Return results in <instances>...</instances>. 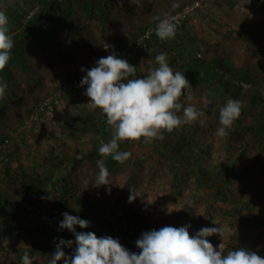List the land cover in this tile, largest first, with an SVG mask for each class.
Returning a JSON list of instances; mask_svg holds the SVG:
<instances>
[{
	"label": "rangeland",
	"instance_id": "rangeland-1",
	"mask_svg": "<svg viewBox=\"0 0 264 264\" xmlns=\"http://www.w3.org/2000/svg\"><path fill=\"white\" fill-rule=\"evenodd\" d=\"M189 1L63 0L60 23L45 34L40 20L25 32L26 21L40 9L35 0H0L12 39L19 37L16 60L0 72V82L7 84L0 95V144L10 159L7 165L0 162V211L6 198L24 205L33 220L40 215L63 219L69 212L90 221L85 231L97 236L112 235L110 225L120 223L118 239L133 252L139 251L135 242L141 234L154 228L188 225L192 234L220 226L222 236L208 237L214 246L223 242L228 251L240 245L264 258V105L255 96L264 97V0H205L173 38L150 41L129 61L137 67L131 75L144 76L158 66L156 54L164 52L173 70L184 72L192 89L181 101L205 115L175 128L171 142L198 127L196 139L208 153L203 165L212 174L233 165L234 191L246 203L244 210L237 201H216L210 188L200 185V173L188 174L162 155L165 130L158 138L121 141L120 149L132 153L123 163L94 149L99 131L108 130L110 139L111 127L99 108L87 104L82 68L113 51L120 57L134 52L148 26ZM229 98L242 101V112L219 136L220 107ZM47 101L46 111L31 122ZM98 159L109 169L111 185H96ZM19 161L35 167L43 182L20 178ZM131 190L135 199L130 201ZM25 227L0 214V264H22L24 253L35 257L32 264H48L32 250Z\"/></svg>",
	"mask_w": 264,
	"mask_h": 264
},
{
	"label": "clouds",
	"instance_id": "clouds-1",
	"mask_svg": "<svg viewBox=\"0 0 264 264\" xmlns=\"http://www.w3.org/2000/svg\"><path fill=\"white\" fill-rule=\"evenodd\" d=\"M157 20L156 35L161 40L173 38L176 17L165 15ZM8 24V16L0 11V69L9 63L14 46ZM103 47L107 50L110 45L106 43ZM155 62L158 66L151 68L146 75H131L137 67L113 51L100 57L91 68H82L86 75L80 84L90 98L87 104L99 108L106 117V124L111 127L110 139L99 146L101 156L110 155L113 160L123 163L132 153L120 149L121 141L158 138L162 130L172 131L205 115L201 109L181 101L182 95L189 96L192 89L184 72L174 71L164 52L156 54ZM6 88L7 84L0 82V95ZM241 112V100L227 99L220 107V126L216 134L224 136ZM96 163V185H111L110 172L103 159ZM134 199L131 190L129 200ZM62 215L59 227L71 231L75 240L60 238L48 264H264V258L249 249L239 247L225 251L223 242L214 246L208 237L222 236L220 226H203L192 234L188 225L154 228L141 234L135 242L139 251L133 252L111 235L97 236L92 231H77L76 226H89L87 219L69 212ZM65 247L73 248L70 256ZM33 259L35 257L28 253L21 257L22 264H32Z\"/></svg>",
	"mask_w": 264,
	"mask_h": 264
},
{
	"label": "trees",
	"instance_id": "trees-1",
	"mask_svg": "<svg viewBox=\"0 0 264 264\" xmlns=\"http://www.w3.org/2000/svg\"><path fill=\"white\" fill-rule=\"evenodd\" d=\"M35 3L39 5L38 7L40 9L26 21L25 32L28 33V31H31L35 21L40 20L42 22L41 27L44 29L42 33L44 32L46 34V32H49L50 28H54L55 24L60 23L62 8H64V4H62L63 0H35ZM15 18L18 20L19 25H22L23 18H21L19 15H16ZM40 35L43 36L44 34L40 33ZM18 38V36L13 37L14 46L11 49V58L9 64H13L17 58L15 46L16 42H18ZM35 39H39L38 35H35ZM158 40H160V38L157 39L156 42H158ZM9 64H7L3 69H0V72L5 71ZM237 87L239 88L236 89V92L240 93L241 87ZM255 96L258 97L257 101L264 105V97L260 94H256ZM104 129L105 128L99 131L98 134L100 136H98L95 140L94 149L96 151H98L99 146L103 142L105 143L109 139V131H105ZM174 133L175 129L172 131H164V143L162 144L163 152L160 151L162 155L168 154L172 159L173 166L183 168L188 174H191L192 172H197V174L200 173L202 175V178L199 176V180L201 182L200 185H207V187H209L211 190V193L209 194L216 201H221L224 203L237 201L242 206L241 210H244L246 203L242 202V199L240 200V196L236 195L234 191L235 183L233 181L234 177L231 172L233 170V165L231 166L232 169L225 166H220L218 167L217 172L212 174L208 167L203 165V163H206L208 160V153L206 151L207 147L204 148L201 142L196 139V136L201 133L200 129L198 127H191L189 130L180 132L177 136V140L173 143L171 140ZM153 149L157 150L155 146H153ZM92 153L94 154V152ZM92 153L90 156L93 155ZM12 155L16 156L15 153ZM0 162H2V160H0ZM8 162L4 163V165H7ZM6 171L8 174L10 173V169H7ZM16 173H19L20 178L24 177L25 180L30 178V183L43 182L40 179L35 167L27 168L21 161H19V166ZM181 180H185L184 177H182ZM175 186L180 188L182 186L181 181H177ZM4 200L7 205L6 207H1L0 214L7 220H16L17 223L24 224L26 226L25 233L32 244V250L46 260L49 261L50 254L54 253L55 245L58 243L60 238L65 240L71 239L74 241L71 231L67 229H61L59 227V222L62 220L61 216L57 217L56 215H53L51 219H46L40 215L36 220H33L32 218L29 219V214L26 213L29 210L23 207L24 205L18 204L14 201H7L6 198ZM122 220L123 217L120 218V222ZM133 224L134 222L131 221L128 226ZM110 226L112 231L111 236H113V238H118L122 235L119 233V231L123 230L122 224L114 223ZM78 228L80 231H85V228ZM239 247L240 245H237L234 248ZM64 250L69 256L73 252V248L65 247Z\"/></svg>",
	"mask_w": 264,
	"mask_h": 264
},
{
	"label": "built area",
	"instance_id": "built-area-1",
	"mask_svg": "<svg viewBox=\"0 0 264 264\" xmlns=\"http://www.w3.org/2000/svg\"><path fill=\"white\" fill-rule=\"evenodd\" d=\"M205 0H191L187 3H185L182 7H180L178 10L173 12L171 16L176 17V32H178L180 29H182L188 20H190L191 16H194L200 9L203 8ZM158 22V21H157ZM155 22L154 24L148 26L143 33L140 35V37L136 40L134 44V52L126 53L122 56V58L126 59L128 62L131 60L133 54L138 53L139 51H142L146 49L149 45V42L154 39H159V37L155 33V26L157 24ZM243 88H248L249 85L247 83H241ZM76 87V85H74ZM48 106V101L45 103H42L31 116V122L38 120L39 116L46 111V108ZM5 145L0 144V160H2V163L8 162V156L6 155V149Z\"/></svg>",
	"mask_w": 264,
	"mask_h": 264
}]
</instances>
